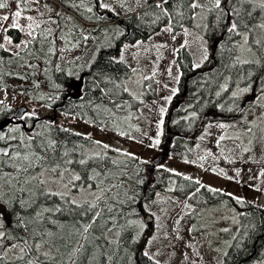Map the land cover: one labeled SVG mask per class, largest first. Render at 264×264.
Here are the masks:
<instances>
[{"label":"trees","instance_id":"16d2710c","mask_svg":"<svg viewBox=\"0 0 264 264\" xmlns=\"http://www.w3.org/2000/svg\"><path fill=\"white\" fill-rule=\"evenodd\" d=\"M97 1L60 0L64 7H80L82 18L89 22L106 18L99 12ZM0 2L7 5L0 10L10 9L9 0ZM193 2L197 0H167L165 15L155 8L157 0H139L138 8H123L121 19L117 11L108 7L107 19L117 20L110 35L100 25L84 29L75 24L63 8L69 30L60 27L59 35L72 38L73 47H84L79 57L64 61L59 59L58 37L42 26L19 52L0 47V89L50 111L33 117V122L26 121L28 127L35 123L30 130L21 124L12 125L15 131L10 130L5 141H18L19 147L10 156L0 157V213L6 219L0 218V223L5 226V240L19 244L24 251L10 254L8 249L0 256V264H162L144 255L153 227L143 226L139 209L140 204L143 207L154 198L157 190L171 186L175 194L186 198L199 188L188 198L195 207L239 205L234 196L166 168H160L157 174L153 172L149 180L147 162L133 155L129 146H112L107 152L92 154L97 140L60 124L57 119L58 114L75 117L130 143L132 127H139L136 125L143 119L142 107L157 99L158 77L146 79L144 95L134 97L125 91L133 68L115 55L125 42L146 41L166 26L173 34L184 26L194 27L201 7H189ZM147 4L150 5L138 11ZM233 4L240 9V15H230L238 28L229 33L225 31L221 9L230 12ZM259 5L255 0L243 4L222 0L220 9L214 6L208 10L202 32L209 49L202 65H195L187 46L177 49L180 78L163 120L164 136L168 129L177 134L172 156L191 160L199 134L210 121L219 120L215 114L233 115L241 111L245 99L239 85L264 89V30L259 28L264 23V8ZM8 32L15 41L21 39L18 28L11 27ZM241 34L248 38L253 52L248 62L237 57ZM257 40L261 42L257 44ZM0 101L1 122L12 117L14 107ZM81 159L86 163L80 164ZM53 169H74L80 176L76 184H91L101 195L103 189L104 196L73 204L70 195H57L40 180L29 178L33 172ZM240 223L238 238L222 264H257L264 259V206L244 201Z\"/></svg>","mask_w":264,"mask_h":264},{"label":"rangeland","instance_id":"374dc122","mask_svg":"<svg viewBox=\"0 0 264 264\" xmlns=\"http://www.w3.org/2000/svg\"><path fill=\"white\" fill-rule=\"evenodd\" d=\"M9 1L10 9L0 10V45L17 53L28 45L38 34L37 28L42 26L54 37H58L61 61L79 57L84 51L83 45L73 47L72 38L62 37L58 33L60 27L63 31L69 30L65 24L60 0L57 2L26 0L25 4H21L19 0ZM133 1L136 0H98L97 4L101 8L99 12L107 19L110 13L106 8H102V4H107L122 14L124 13L122 7L138 6ZM255 1L261 2V0ZM197 3L204 8L199 9L194 27L184 26L175 34L171 33L170 26L164 27L146 41L125 42L122 50L115 55L117 60L124 61L133 68V73L125 83L127 90L134 97L144 95L146 80L144 77H158L157 99L148 101L142 107L143 119L136 125L139 127H132L133 140H130V143L88 122L58 114L57 119L60 124L94 137L99 142L94 146L97 149L91 148L92 154H98L100 150L107 152L108 147L112 146L118 149L129 146L133 155L148 164L163 153L169 135L168 131L165 136L163 134L165 111L161 113L160 109H166L170 103L166 98H172L176 94V85L180 78L177 49L186 45L194 56L196 66L205 62V50L208 53L209 49L200 27L204 25L207 12L214 7V3L213 0H197ZM17 10H21L20 17L14 15ZM69 10L78 16L66 11L75 24L82 25L84 29L91 26L82 18L80 7L78 10L74 8ZM5 16L9 19L4 20ZM28 17L33 19L29 20ZM232 21L234 19L230 15H225V23L227 22L228 26ZM13 23L20 25L17 27L22 34L19 41H15L8 32ZM104 27L102 31L110 35L109 31L114 26L106 24ZM5 37L11 42L9 43ZM245 37L240 35L237 57L241 61L248 62L252 60L253 52L248 44V38L245 42ZM169 69H171L170 73ZM246 88L248 91H243ZM238 89L245 99L242 112L233 115L215 114L219 120L210 121L199 134L196 154L191 160H181L169 155L160 167L185 177L200 179L210 189L221 190L234 196L239 205L213 204L195 207L188 202L187 197L182 198L175 194L171 186L167 190H157L154 198L143 206L145 218L150 219L148 222L142 221V224L145 228L153 227L145 252L162 264H222L225 255L238 238L241 228L240 213L244 201L264 206V91L243 85H239ZM0 100L7 102L15 110L27 106L28 115L42 116L50 112L48 109L31 104L16 93L2 89H0ZM220 124L226 127L221 128ZM221 136L224 137L223 140L220 139ZM156 140H159V144L155 143ZM104 145L108 147L105 148ZM51 171L33 173L29 178L32 181L40 180L49 191L69 194L76 202L104 196L103 189L101 195L100 190H94L91 184L87 186L82 183L76 184L73 177L77 172L74 169ZM148 184L150 187L153 185L151 181ZM0 232L5 233L4 223H0ZM21 248L22 246L15 242H8L5 238L0 239V256L8 249L10 254H15ZM257 264H264V259Z\"/></svg>","mask_w":264,"mask_h":264},{"label":"snow or ice","instance_id":"6c2138e0","mask_svg":"<svg viewBox=\"0 0 264 264\" xmlns=\"http://www.w3.org/2000/svg\"><path fill=\"white\" fill-rule=\"evenodd\" d=\"M24 2H25V0H21V3H22V4H23ZM138 2H139V0H138ZM221 2H222V0H213V3H214L215 8L220 9V7H221ZM245 2H250V0H237V3H240V4H243V3H245ZM164 3H167V0H163V3H156V4H155V8H156V9H160L161 11H163V13H164L165 15H168L167 10L164 9ZM6 6H7V5H6L5 3L0 2V8H4V7H6ZM101 6L104 7V8H106V9L109 7L107 4H102ZM259 6H260L261 8H264V0H261ZM189 7L195 9V8L200 7V5H199L198 3L193 2V3H191V4L189 5ZM88 11H92V9L89 8ZM221 13H222L223 15H232V14H234V15H236V16H239V15H240V9H239V8H236L235 4H233V7H232V9H231L230 12H223V10L221 9ZM146 14H147V13H146ZM14 15H15L16 17H20V16H21V10H17V11L15 12ZM3 19H4V20H8L9 17L5 16ZM27 19L31 20V19H33V18H32V17H28ZM217 19L219 20V16L217 17ZM12 27L17 28V27H20V25L17 24V23H13ZM29 27H31V25H29ZM237 28H238V24H237V22L232 21V22H230V25H229V28H228L227 31H228L229 33H233V32H236V31H237ZM259 28L262 29V30H264V23L260 24V25H259ZM29 34H31V33H29ZM5 39L8 40L9 43L11 42L10 39H9L8 37H5ZM245 42H247V37H245ZM260 42H261L260 40H257V41H256L257 44H259ZM162 46H163V45H162ZM0 47H3V45H0ZM204 58L207 59V52H206V50H205V56H204ZM245 62H247V61H245ZM198 66H199V65H197V67H198ZM168 71H169V73H170V72H171V69H169ZM153 75H155V73H153ZM151 78H152V77H144V79H151ZM261 90L264 91V89H261ZM125 91H127V88H125ZM173 91H175V90H173ZM243 91H248V89H247V88H246V89H243ZM217 95H219V93H217ZM235 95H236V93H233V96H235ZM166 99H168V100L170 101V100H171V97H167ZM2 103H3V102L0 101V104H2ZM160 111H161V113H163V112L166 111V110L163 109V108H161ZM193 115H195V114H193ZM20 118L23 119V118H25V116L22 114ZM161 123H162V122H161ZM219 127L223 128V127H226V125H224V124H220ZM10 130H11V131H15V129H10ZM122 134H123V133H122ZM2 138H3V137H0V139H2ZM220 139L223 140L224 137L221 136ZM97 143H99V142L97 141ZM155 143H156V144H159V140H156ZM104 147L106 148V147H108V146H107V145H104ZM245 150L247 151V149H245ZM209 154H210V153H209ZM202 159H203V157H202ZM79 163H80V164H85V163H86V160L81 159V160L79 161ZM53 171H55V169H53ZM221 171H222V170H221ZM73 179H74V180H79V179H80V176L77 175V176L73 177ZM186 179H191V178H190V177H186ZM69 182H71V181H69ZM197 183H199V181H197ZM65 187H67V185H65ZM56 194H57V195H63V194H61V193H56ZM0 199H3V195H2V194H0ZM98 199H99V197H98ZM72 203L75 204L76 201L73 200ZM90 207H95V205H90ZM97 215H98V213H97ZM0 218H2V213H0ZM89 227H90V226H89ZM85 231H87V228L85 229ZM4 236H5V233H4V232H0V239H3ZM37 247H38V246H37ZM20 250H21V252L24 251L23 248H21ZM144 255H145V256H148V253L145 252Z\"/></svg>","mask_w":264,"mask_h":264},{"label":"water","instance_id":"95a60500","mask_svg":"<svg viewBox=\"0 0 264 264\" xmlns=\"http://www.w3.org/2000/svg\"><path fill=\"white\" fill-rule=\"evenodd\" d=\"M228 24H226V31L228 30ZM26 111V107H20L16 110L15 112V116L16 117H21V115ZM12 122V120H5L2 121L0 123V137H3L2 139H0V156L4 155V156H8L10 155L11 151L14 148H17L19 146L18 142H13V143H9L7 145H3L1 144V141L4 140L7 135H8V127L10 125V123ZM168 135H169V140L166 144V148L164 150V153H162L160 156L154 158L148 165V169L150 171V176L149 179L151 180L153 177V171L155 169H157L160 165V163L165 160L168 155L170 154L171 151V145L173 142V138L176 135L175 133H172L171 130H168ZM150 219V218H149ZM148 219V220H149Z\"/></svg>","mask_w":264,"mask_h":264},{"label":"flooded vegetation","instance_id":"af4514ba","mask_svg":"<svg viewBox=\"0 0 264 264\" xmlns=\"http://www.w3.org/2000/svg\"><path fill=\"white\" fill-rule=\"evenodd\" d=\"M24 116H25V118H23V119H21V118H15V110H14V112H13V118H11V119H13V121H14V123L15 124H18V123H21V124H23V126H24V128H26V126H25V121L28 119V115H27V112H25L24 113ZM29 118H32V116H29ZM8 139V138H7ZM11 139H14V138H11ZM141 207H140V205H139V209H140ZM141 210V209H140ZM142 217H143V219L145 218V215L143 214V211H142Z\"/></svg>","mask_w":264,"mask_h":264}]
</instances>
